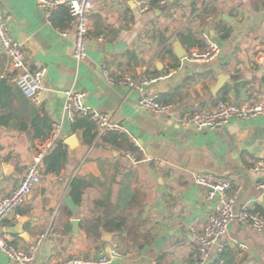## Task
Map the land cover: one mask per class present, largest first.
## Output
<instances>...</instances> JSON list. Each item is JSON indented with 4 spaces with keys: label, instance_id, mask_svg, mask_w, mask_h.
Listing matches in <instances>:
<instances>
[{
    "label": "crops",
    "instance_id": "1",
    "mask_svg": "<svg viewBox=\"0 0 264 264\" xmlns=\"http://www.w3.org/2000/svg\"><path fill=\"white\" fill-rule=\"evenodd\" d=\"M0 8L21 44L25 66L45 68L35 103L15 82L18 72L0 49V75L9 85H0V198L17 185L36 147L49 137L35 135L41 118L61 123L58 141L64 144L77 134L80 143L76 158L68 152L57 172L43 163L48 153L43 157L41 181L17 208L18 217L7 216L0 223V233L10 244L27 248L48 229L38 264H57L73 254L94 260L113 243L123 256L109 264H192L193 230L201 228L214 208L195 173L239 184L235 210L245 205L260 213L264 208V195L257 187L264 183V173L250 169L256 160H264V116L232 118L222 126L200 129L176 118L210 110L220 100L264 101V0H171L147 11L131 1L97 0L89 15L87 57L80 63L72 56L74 22L64 5L50 17L36 0H0ZM60 29L70 34L62 36ZM203 31L220 48L214 58L190 61L185 54H174L173 38L187 52L202 47ZM99 64L115 76L138 74L145 67L147 73L165 74L145 92L156 91L160 101L172 104L170 110L154 113L140 107L138 92L106 84ZM68 89L83 92L88 106L107 113L136 140V162L125 155L126 143L117 147L99 140L87 146L83 129L74 130L73 120L63 112ZM3 163L12 165L11 174H5ZM73 178L86 184L80 203L68 194ZM106 200L125 215V228L120 234L101 230L109 240L102 235L91 241L80 223L102 215ZM8 263L0 250V264ZM205 264H264V231L232 222L210 247Z\"/></svg>",
    "mask_w": 264,
    "mask_h": 264
},
{
    "label": "built area",
    "instance_id": "2",
    "mask_svg": "<svg viewBox=\"0 0 264 264\" xmlns=\"http://www.w3.org/2000/svg\"><path fill=\"white\" fill-rule=\"evenodd\" d=\"M97 0H36V5L50 17L52 12L60 5L67 8L69 16L74 22L73 31V59L80 63L87 57L86 40L88 34V22L90 12ZM134 2L140 11L152 9L151 0H126ZM171 0H155V6H163ZM8 17L1 12L0 8V49L9 59L12 69L17 70L15 82L21 88L24 95L33 102L38 103L42 90L44 67L29 69L24 64V55L21 44L14 38L8 27ZM62 36L70 34L68 30H58ZM203 45L199 49H188L185 58L190 61H208L219 53V46L212 41L208 32L201 33ZM262 54L257 56L262 59ZM102 80L111 86H123L130 90H136L139 94L137 103L154 113H166L172 104L160 101L156 91L145 89L157 82L164 75L150 74L146 67L138 74L122 73L118 76L112 74L108 68L98 65ZM0 78L1 75H0ZM63 112L70 119L85 117L90 119L96 127L97 139L106 132H122L137 146L136 140L128 134L119 124L110 120L109 115L96 108L88 106L84 100V93L74 89L64 91ZM264 116V101L236 104L220 100L210 110L195 111L190 114L178 115L177 120L181 124H192L197 128H214L228 123L232 118L252 119ZM61 123L56 121L46 141L36 147L35 152L25 167L23 176L17 185L5 196L0 198V223L7 216L18 217L17 208L26 200L31 190L40 183L41 175L39 165L43 157L50 151L54 143L60 139ZM138 147V146H137ZM133 162L138 158L133 153H126ZM159 167H164L161 160L157 161ZM250 169L264 173V160H256ZM167 170L170 172L169 166ZM194 179L197 184L207 188L205 199L214 201L213 212L206 216L205 222L199 230H193L196 239V247L192 256V264H205L210 247L215 244L228 230L232 222H238L256 231H264V217L248 206H241L235 210L234 204L241 190L239 184L233 183L227 177H214L212 174L195 173ZM257 187L264 195V183L258 182ZM49 230L39 232L33 243L27 248H18L9 243V237L0 233V250L5 254L8 264H38V254L48 238ZM237 246L245 250L246 245L238 242ZM123 254L116 243L111 244L108 252H103L96 259H86L81 255L73 254L61 260L57 264H109L113 258L122 257Z\"/></svg>",
    "mask_w": 264,
    "mask_h": 264
},
{
    "label": "trees",
    "instance_id": "3",
    "mask_svg": "<svg viewBox=\"0 0 264 264\" xmlns=\"http://www.w3.org/2000/svg\"><path fill=\"white\" fill-rule=\"evenodd\" d=\"M150 6H155V0H151ZM67 10V9H66ZM54 12V11H53ZM52 12V14H53ZM51 14V16H52ZM67 16L69 13L67 11ZM69 18H71L69 16ZM65 30V29H60ZM2 78H0V85L7 87V83ZM164 102V101H162ZM170 103V102H164ZM74 130L83 129V133L86 137L87 146H94L99 140H103L104 142H111L117 147H121L122 144L126 143L127 145L124 147L126 149L125 155L127 152L133 153L137 156L138 147L122 132L109 131L104 135L100 136L97 140V133L95 124L88 118L85 117H75L73 119ZM39 129V131H38ZM52 129V123L47 121V118H41L39 124H36L35 135L38 139L47 138ZM95 142V143H94ZM65 144V143H64ZM63 142L56 141L52 147V149L48 152V154L44 157L43 163L46 164L48 171L57 172L64 166L67 162L68 150L66 144ZM86 184L82 178H73L70 185L68 194L72 198L75 203H80L84 188ZM101 203V201H98ZM102 209L103 213L99 217H96L92 220H83L80 225L82 230L85 232L87 238L91 241L100 240L102 237L101 230H105L106 232H113L116 234H120L123 232L126 225V217L122 214L116 205H113L109 200L106 202L102 201ZM260 214L264 217V208H260Z\"/></svg>",
    "mask_w": 264,
    "mask_h": 264
},
{
    "label": "water",
    "instance_id": "4",
    "mask_svg": "<svg viewBox=\"0 0 264 264\" xmlns=\"http://www.w3.org/2000/svg\"><path fill=\"white\" fill-rule=\"evenodd\" d=\"M121 43V42H120ZM172 44H173V47H172V50L174 52V54L178 57V58H181L184 56V54L186 53V50L185 48H183L180 43L178 42V40L176 38H173L172 39ZM64 143L67 144L68 146V152L71 156H74L76 158V151L79 150V147H80V143H79V140H78V136L77 134H72L70 136H68L65 140H64ZM2 167H3V170L5 172V174H11V168H12V165L11 164H6V163H3L2 164ZM73 223V228L74 230H76L77 228V221L76 220H73L72 221ZM103 237L105 240H109V237L107 234H104V232L102 233ZM110 249V246H107L106 247V251H108Z\"/></svg>",
    "mask_w": 264,
    "mask_h": 264
}]
</instances>
